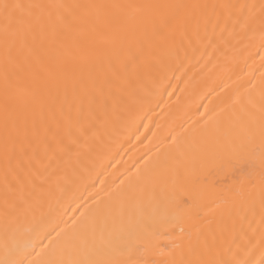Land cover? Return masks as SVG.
Returning <instances> with one entry per match:
<instances>
[{"label":"bare ground","instance_id":"obj_1","mask_svg":"<svg viewBox=\"0 0 264 264\" xmlns=\"http://www.w3.org/2000/svg\"><path fill=\"white\" fill-rule=\"evenodd\" d=\"M0 264H264V0H0Z\"/></svg>","mask_w":264,"mask_h":264},{"label":"snow or ice","instance_id":"obj_2","mask_svg":"<svg viewBox=\"0 0 264 264\" xmlns=\"http://www.w3.org/2000/svg\"><path fill=\"white\" fill-rule=\"evenodd\" d=\"M3 7L7 11L9 8H16V7H19V5H8V4H4Z\"/></svg>","mask_w":264,"mask_h":264}]
</instances>
